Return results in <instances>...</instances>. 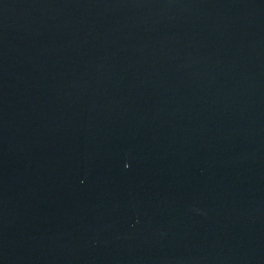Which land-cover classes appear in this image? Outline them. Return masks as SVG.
Masks as SVG:
<instances>
[{
  "label": "water",
  "instance_id": "95a60500",
  "mask_svg": "<svg viewBox=\"0 0 264 264\" xmlns=\"http://www.w3.org/2000/svg\"><path fill=\"white\" fill-rule=\"evenodd\" d=\"M0 264H264V0H0Z\"/></svg>",
  "mask_w": 264,
  "mask_h": 264
}]
</instances>
